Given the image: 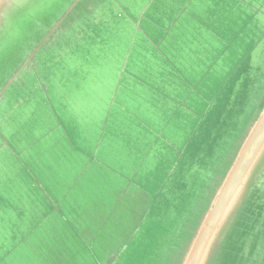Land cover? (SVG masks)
<instances>
[{"label":"water","instance_id":"water-1","mask_svg":"<svg viewBox=\"0 0 264 264\" xmlns=\"http://www.w3.org/2000/svg\"><path fill=\"white\" fill-rule=\"evenodd\" d=\"M55 1L0 0V49H10L17 37V19L43 15ZM55 5L58 10L47 22L36 20L43 33L17 46L25 47L20 62L0 82V126L8 129L13 120L23 119L20 114L3 122L2 112L11 104L31 119L37 108V119L47 117L51 123L45 140L36 139L33 154L0 133V151L6 149L13 164L10 177L0 179V202L9 204L7 196H13L18 203L17 216L3 221L21 233L11 243L9 235L0 239V264H123L143 231L151 238L147 254L158 258L157 264H208L219 252L223 259L229 255V264H264V244L257 262L252 256L255 242H264V85L256 90L252 83L264 77V64L258 61L256 69L251 62L261 59L264 45V0H68ZM75 36L80 40L69 43ZM56 40L59 44H53ZM39 51H45L44 66L52 74L32 82ZM13 83L30 94L37 87L42 91L22 99L21 93H6ZM246 90L254 98L242 100V117L227 127L226 136L234 132V139L221 171L207 189L193 190L192 213L183 209L187 195L177 199V218L165 219L158 236L153 229L158 220L146 223L157 199L144 200L148 188H158L151 193L159 196L175 170L180 180L205 159L209 167L218 143H212L213 154L203 146L217 136L218 129L208 123L219 114L218 100L227 98L220 95L232 91L236 97ZM159 115H164L163 126L154 130ZM176 118L184 122L183 136H178L179 124L165 135V125ZM134 123L152 130L154 139L141 142L132 132L138 155L129 164L111 153L110 129L123 131ZM168 156L169 166L164 163ZM151 161L153 174L159 173L145 182L141 172ZM108 176L114 178L110 203L106 199L95 209L81 205L90 203L95 180Z\"/></svg>","mask_w":264,"mask_h":264},{"label":"rangeland","instance_id":"rangeland-1","mask_svg":"<svg viewBox=\"0 0 264 264\" xmlns=\"http://www.w3.org/2000/svg\"><path fill=\"white\" fill-rule=\"evenodd\" d=\"M58 1L68 2V0H57L55 1L51 7L46 10V12H43V15H39L38 13H32L29 17L24 16L25 19L19 18L16 20V28L18 30V35L17 37L12 41L10 44V49L8 50H2L0 49V82L4 81L7 78L8 73L13 70L18 63L20 62V57L22 53L25 50L24 48H18L17 46L19 44H22L24 42H28L34 39L35 34L37 33L38 35H41L43 33L40 32L41 26L37 28L36 25V20L38 18H46L47 20L50 18L52 14H54L58 9L57 6L55 5ZM61 5V4H60ZM80 40L78 36L73 37L69 43L71 42H76ZM80 43V42H78ZM29 43L25 44L28 45ZM53 44H59V40H56ZM29 46H27L28 48ZM258 51V50H257ZM49 54V53H48ZM47 54V58L50 59L49 55ZM255 56V54L253 55ZM260 60L256 59H251V62L257 63L256 64V69L259 68L260 64L258 61L264 64V45L260 51ZM38 58V63L36 65V72L34 75H30L31 81L36 82L34 77H40V78H45L48 75H51V68L44 66L45 65V51H39L37 54ZM23 74L26 73H21L20 77L23 78ZM261 79L259 82H256L257 80L255 79L252 81L254 88L257 90L261 85H264V77L259 78ZM22 86V85H21ZM31 86V83L29 84V87ZM19 85H16L13 83L7 90L6 93H21L22 99L28 100V97H36V93H40L42 91L41 88H36L35 92L33 94L27 93L28 90L23 87L19 88ZM243 89V88H242ZM5 93V94H6ZM241 93V92H240ZM239 96L237 95L235 97L234 92L229 91L228 93H222L220 96H226L225 100H218V102H221L218 104V107L220 108L219 114L217 118H213L209 120L208 126L214 125L218 130L216 131V137H214L210 143H206L203 146V149L207 154H210L214 152V146L212 143H218V151L215 154L216 158L213 160V162L209 165L207 164V159H205L206 162H199L198 165H202L201 167L196 168L194 171L193 175L191 174L190 176H184V178H177V173L176 170L174 171L173 175L164 183V175L163 177L159 180L161 184L164 183V186L161 190V194L159 196H155L152 194L154 191L157 192L158 188H154L153 186H150L148 190L150 193L148 194L147 197H144V200H147L148 203H150L152 200H154L156 197L157 199L154 200L156 202L155 206H153V212H149L148 219L146 223H148L149 220H158L155 225L153 226V229L155 230V233L159 236L162 234V231H159L162 227H164L168 221L165 219H175L177 218L178 214L174 212V210L177 207V199L182 196V195H187L189 202L188 204L190 205H183V209H187L190 213H192L193 208H195L196 204L192 202V192L195 190L197 187L200 189H207V187L210 185L211 182V177L216 174V172L219 170V172L222 169V161L224 160V154L226 151V147L229 144V146H232L233 143V135L234 132H229V135L226 136L227 132V127L230 125V123L234 120H237V117H242L243 114H239L241 108H242V100H246L251 98H254V93H250L249 91H245V93L240 94ZM235 97V98H234ZM239 97V99H238ZM238 99V100H237ZM11 101V100H9ZM253 103V109L256 107V100H252ZM246 109V107H245ZM234 112V115H229L231 112ZM241 113V112H240ZM20 114H25L23 116V119L19 121H12L10 127L6 129L3 126H0V133H2L5 137L6 140L11 141V139L18 140L20 141V144L18 146H21L22 148H25L26 154H33V151L35 149V141L38 138H43L45 137V133L48 131L49 126L51 123H48L47 117H44L42 120H38L37 117H41V113L37 110L36 108V118H25L27 115H29V112L22 111V110H13L12 104L7 107V109H4L2 112V116L4 117L3 122L5 124H9L11 122V118L15 117L16 118L20 116ZM185 116H182L181 119H185ZM176 118V122L172 121L171 123L165 125L166 128L164 130V134L167 135L168 131L171 130V128L180 125V132L178 133L179 137L183 136V121ZM234 119V120H233ZM35 122H33V121ZM163 120H164V115H159L157 116V121L155 124L151 125V127L154 130H161V127L163 126ZM239 122H236L234 124V128H238ZM111 136L110 140L113 143V150L112 154L117 155L121 162H126L129 164H133L134 161L137 158L138 152L134 151V148L132 146V140H131V134L132 132L138 134L141 137V142H151L154 139L153 131L145 129L142 126H138L135 123L131 125H127L123 131H121L117 126H112L111 129ZM240 134V132H238ZM237 134V135H238ZM108 138V135L107 137ZM1 136H0V144H1ZM141 149L143 150L146 147H144V143H141ZM230 147L228 149H230ZM191 150V148H189ZM6 149H3L0 151V179H2L4 176L10 177L12 174L13 170V164H11L7 158V155L9 153L5 151ZM15 150H19V147H15ZM24 150V149H23ZM7 154V155H6ZM157 159L159 157L156 156ZM170 157H165L164 163L169 166L167 160ZM8 160V163H5V161ZM153 161L150 162V166L147 167L146 170L141 172V178L147 182V180H151L152 177L158 175L159 170L153 174V170L156 164L152 163ZM204 165V166H203ZM214 165L215 167H212L210 169V166ZM11 168L9 171L8 168ZM3 172V173H2ZM183 179V180H182ZM107 180V184H104L103 181ZM114 178L108 176V177H101L97 180H95V186L93 187V195L90 199V203L87 204H81L84 205L86 208H91L95 209V207H101L106 199L108 204L110 203L112 197H114V192L111 193L113 190V182ZM200 180V181H199ZM118 182L124 186V181L118 180ZM199 182V185L197 186V183ZM4 188V186H3ZM2 189V187L0 188ZM152 192V193H151ZM9 199V204H5L3 202H0V239L2 240L4 238V235H9L8 236V242L11 243L15 237L20 235L21 233H15L14 229L9 226L8 224L4 223V218L5 220L15 218L18 213L14 211V209L17 207L18 203L16 201V198L13 196H7ZM128 198L130 196H127ZM136 195H131L130 199L132 201H135ZM94 200V202H93ZM180 201V200H178ZM203 201L201 202L200 206H203ZM74 210H76V206H72ZM77 211V210H76ZM92 210L90 209L89 212ZM74 215H76V212H73ZM74 220V219H73ZM136 221V220H135ZM192 220L189 219L188 222H191ZM85 223H90V217H88V222L85 221ZM145 223V224H146ZM194 223V222H193ZM192 223V224H193ZM144 227V226H143ZM86 233L84 229H81ZM135 238V237H134ZM242 240V239H241ZM151 238L150 237H144V231L141 235L136 237L133 241L132 248L129 252V255L125 258V261L123 264H157L158 263V258L151 259V257L147 254V251L150 249V246L148 243H150ZM229 244L232 246L233 244V238L228 239ZM240 240L236 241V246H238ZM242 244H246L247 246L250 244L248 240H242ZM255 243L256 248L255 252L252 253V256H254L253 263L257 262V258L261 254L262 246L264 244L263 239L260 238L258 239ZM247 249V248H246ZM245 249V253H246ZM222 252H219L218 254H215L211 260L209 261L208 264H229L228 258L229 255L226 256V258H222ZM225 260V261H224ZM235 264V263H234ZM242 264H247L246 261L243 262Z\"/></svg>","mask_w":264,"mask_h":264}]
</instances>
